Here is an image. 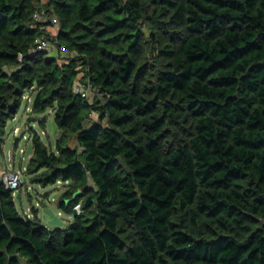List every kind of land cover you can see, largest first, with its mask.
<instances>
[{
	"label": "trees",
	"instance_id": "1",
	"mask_svg": "<svg viewBox=\"0 0 264 264\" xmlns=\"http://www.w3.org/2000/svg\"><path fill=\"white\" fill-rule=\"evenodd\" d=\"M31 92L78 144L35 135L26 173L74 220L0 175V264H264V0H0V153Z\"/></svg>",
	"mask_w": 264,
	"mask_h": 264
},
{
	"label": "rangeland",
	"instance_id": "2",
	"mask_svg": "<svg viewBox=\"0 0 264 264\" xmlns=\"http://www.w3.org/2000/svg\"><path fill=\"white\" fill-rule=\"evenodd\" d=\"M48 0H41L42 3H46ZM58 26H48L47 32L49 36L56 37L58 34ZM50 55L58 60L59 63H63L71 57V52H61L56 46H52L49 50ZM82 72L78 75V80L81 82L80 77ZM36 92H31L30 96H25V101L20 108L15 119L9 120L6 127V134L4 135L3 151L0 153L1 165L13 166L15 168H23L26 166L33 154V137L40 135L43 142H45L50 148L55 149V143L57 138L64 136L60 130L53 134V128L51 126L52 119L54 118V110L48 108L45 112L34 113L32 111V102ZM89 98L92 100L94 92L92 89L87 90ZM93 118H97V113H92ZM42 122H46L43 124ZM65 139L69 145L76 146L78 144L75 134L65 135ZM23 151V152H22ZM67 183L64 181L51 184L47 187L33 183L31 176L26 171L23 174V185L17 196L20 194L22 200L16 199L18 210L23 213L24 211H32V207L40 209L41 217L43 218V208L41 207V201L52 204L55 211L58 213V200L61 194L66 190ZM51 196L50 198H44ZM22 201V203H21ZM50 205V204H48ZM49 207V206H48ZM60 217L64 220L65 225H68L74 220V215L67 213L60 214ZM46 222V220H45Z\"/></svg>",
	"mask_w": 264,
	"mask_h": 264
},
{
	"label": "built area",
	"instance_id": "3",
	"mask_svg": "<svg viewBox=\"0 0 264 264\" xmlns=\"http://www.w3.org/2000/svg\"><path fill=\"white\" fill-rule=\"evenodd\" d=\"M34 19L37 21L40 20H51L52 25L51 26H58V18L56 16L48 18L46 15V11H36L34 14ZM53 46L52 41L45 35L42 34L38 36L35 39V47L37 49H50ZM61 52H67L68 50L66 49L65 46H60L58 48ZM88 88L92 89V85L89 81H82V82H77L76 83V89L78 92L82 93L83 96L89 97L87 90ZM23 152V151H22ZM27 169V165L24 166L22 169L21 168H15L13 166H1L0 169V175L2 178V181L4 184L8 187L14 190V195L17 197V191L20 190V188L23 185V174ZM61 181V180H60ZM58 181V182H60ZM65 183H68L65 182ZM74 211L80 214L82 212V202H79L74 206ZM23 214L27 217L32 216V212L30 211H24Z\"/></svg>",
	"mask_w": 264,
	"mask_h": 264
},
{
	"label": "water",
	"instance_id": "4",
	"mask_svg": "<svg viewBox=\"0 0 264 264\" xmlns=\"http://www.w3.org/2000/svg\"><path fill=\"white\" fill-rule=\"evenodd\" d=\"M52 128H53V134H56L57 131V125L55 124V121L52 120L51 122ZM18 199L22 200L21 195L19 194L17 196ZM22 203V201H21ZM43 208V219L46 220V222L51 226H58L62 227L65 222L64 220L55 213L54 209L48 206H44Z\"/></svg>",
	"mask_w": 264,
	"mask_h": 264
},
{
	"label": "crops",
	"instance_id": "5",
	"mask_svg": "<svg viewBox=\"0 0 264 264\" xmlns=\"http://www.w3.org/2000/svg\"><path fill=\"white\" fill-rule=\"evenodd\" d=\"M31 93H29V95H30ZM17 116V115H16ZM16 118V117H15ZM14 118V119H15ZM52 196V195H51ZM51 196H49V197H47V195L44 197V198H50ZM21 198H22V196H21ZM48 204H50V205H48ZM52 204H54V203H47V206H49V207H51V208H53V206H52ZM55 205V204H54ZM56 207H58V206H56ZM54 209V208H53ZM59 209V208H58ZM54 211H55V209H54ZM55 213L56 214H58L59 216H60V214H63V211H61L60 209L58 210V213L55 211Z\"/></svg>",
	"mask_w": 264,
	"mask_h": 264
}]
</instances>
